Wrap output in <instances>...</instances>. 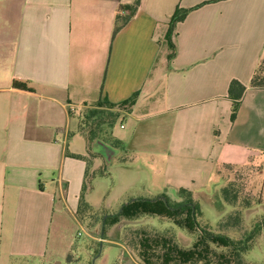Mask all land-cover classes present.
Masks as SVG:
<instances>
[{
    "label": "crops",
    "instance_id": "1",
    "mask_svg": "<svg viewBox=\"0 0 264 264\" xmlns=\"http://www.w3.org/2000/svg\"><path fill=\"white\" fill-rule=\"evenodd\" d=\"M134 1L0 0V264L71 262L70 226L82 229L74 212L86 163L65 151L84 152L81 138L70 133L74 113L92 101L117 103L137 91L123 116L134 131L174 114L173 125L160 123L147 149L182 146L196 165H212L208 175L221 178L223 163L264 161V88L249 86L264 48V0H216L190 10L176 24L169 61L170 16L176 7L207 0H139L113 35L120 4ZM232 79L245 86L233 121ZM13 80L29 90L14 88ZM220 124L229 133L236 129L239 156L223 148ZM215 161L222 163L215 168ZM102 243L119 248L118 264H140L121 241Z\"/></svg>",
    "mask_w": 264,
    "mask_h": 264
},
{
    "label": "trees",
    "instance_id": "2",
    "mask_svg": "<svg viewBox=\"0 0 264 264\" xmlns=\"http://www.w3.org/2000/svg\"><path fill=\"white\" fill-rule=\"evenodd\" d=\"M207 0L191 7H176L167 23L165 40L167 43L168 61L175 54L176 24L183 20L186 14L206 2ZM139 0L131 4H120V13L116 14L113 35L124 25L135 13ZM12 86L17 89L29 90L24 82L13 80ZM249 86L264 88V48L259 61L249 80ZM245 90V86L237 79L230 80L228 84V96L231 98L230 120L233 121L240 104V99ZM138 92L132 93L128 98L114 103L108 100H96L97 107L113 109L109 112L108 124L111 126L119 116V110L126 112L136 102ZM96 110H91L88 119L96 125L102 123L101 118L95 117ZM84 122L87 123L86 120ZM81 128V126H79ZM82 131L74 132L73 135H84L81 140L84 145V152L77 153L70 151L67 147L65 154L74 158L83 159L86 163L83 180L78 196V203L74 215L79 223L87 220V227L90 232H96L98 225L99 232L102 231V238L107 237V232L124 221L121 228L120 240L131 251L140 264H258L246 261L247 252L255 245L258 237H264V196L262 184L255 194L252 189L244 191V184H238L234 179H229L222 174L223 166H236L230 163H223L217 169V173L226 180L225 185L220 189L222 200L231 206V210L213 228L202 218V211L199 201L194 199L191 190L178 187L175 192L178 198H173L166 193L156 195L152 198L135 197L132 201L128 199L119 205V209L111 211L109 205H96L87 198V193L93 189L92 180L95 177L103 176V166L93 167L92 159L101 156L104 161L108 160V155L115 152V147L121 145V141L114 137L113 144H99V150L92 151L91 144H98L99 140L92 136L91 130L87 134ZM102 152H106L105 156ZM109 153V154H108ZM256 165L251 159L242 166ZM258 165V164H257ZM91 167V168H90ZM262 210L263 214L257 211ZM106 216L102 225L103 216ZM157 216V218L153 217ZM157 219L161 222H169L173 226L157 228L147 223L148 219ZM148 224V225H147ZM146 225V226H145ZM177 227V228H175ZM175 229L183 231L190 242L185 243L177 235ZM189 239V238H188ZM91 241V240H90ZM185 241V240H184ZM100 240L90 258L98 251ZM68 255L67 260H69ZM90 258L88 264H90Z\"/></svg>",
    "mask_w": 264,
    "mask_h": 264
},
{
    "label": "rangeland",
    "instance_id": "3",
    "mask_svg": "<svg viewBox=\"0 0 264 264\" xmlns=\"http://www.w3.org/2000/svg\"><path fill=\"white\" fill-rule=\"evenodd\" d=\"M95 102L96 101H92L86 105L80 106L77 113H74L75 124L70 134L76 131L80 134L78 130L82 131V128L84 129L83 133L87 134L88 129L92 128L90 133H92L95 139L99 140L97 145L94 144V142L90 143V149L92 151L99 150V144H113L112 139L115 136L121 138L123 145H117L112 155L108 153L109 157L106 152H102L108 157L106 162L101 156L92 159L91 166H103L102 173L104 174L103 176L93 178L92 185L94 187L87 193V198L90 202H94L97 206L109 205L111 211L114 212L122 202L139 196L152 198L154 195L166 193L173 198H178L175 195V190L177 189L175 183L178 181L180 183L179 185L191 190L192 194L198 198L203 220L215 228L217 223L231 210V206L226 204L221 197L217 200L214 196L215 194L220 196V189L225 185L226 180L223 177H221V179L213 174L208 175V172L211 169L213 170L212 165L209 164L208 168H206L205 162L196 165V163L193 162L192 154L188 151L185 152L182 146L175 147L171 145L166 151L158 153L149 151L147 149L148 145L145 144L154 138L151 135L155 134V130L162 128L160 123L164 125V122H169V127L173 125L171 120H174V114H167L162 117H154L143 121L136 126L137 128L134 131L130 119L127 117L123 118L126 112L124 109L118 111V118L110 126L107 120H109L110 117L109 112L113 109L97 107ZM91 110H96L95 117L101 118L100 120H102V123L96 125L92 122V120H95L94 117L93 119H91L92 117L88 119L87 116L90 114ZM84 120H86L87 123L84 122ZM79 126H81V128ZM219 128L221 130V139L224 142L223 148H228L230 153L239 156L241 144L236 129L232 128L231 133H229L226 128L223 127V124H220ZM150 131H152L151 134ZM144 132L147 133L144 134ZM79 134L78 136L80 138L84 136H80ZM174 137L173 135V138ZM136 141H138V145L134 150ZM220 146L217 145L212 157L215 152L217 153V151L220 150ZM148 163H154L156 166H148ZM221 163L222 162L215 161V168ZM253 164L256 165H246V167L238 166L242 164L231 167L223 166L221 168L222 174L229 179H234L238 184H240V182L243 183L244 191L252 189V192L255 194H257L261 183L263 189L262 194L264 196V161L262 163L253 161ZM191 179H193V182ZM257 213L263 214V211L258 210ZM153 217L157 218V216ZM155 218L148 219L146 222L157 228H171V226H173L167 221L161 222ZM86 223L87 220L80 223L83 230L80 234H78V228H74V224L70 226V233H74L73 240L75 241V245L69 257L71 261L68 262L69 264H88L89 258L96 246L95 242L102 238L98 228L99 224L96 225V232H90ZM124 223L125 222L122 221L116 228L109 230L107 232V237L121 241L120 231ZM175 231L183 242H190V237L183 231L178 229H175ZM72 234L70 235L72 236ZM102 236L105 237L106 234L103 235L102 233ZM126 250H128L131 258L138 262L127 247ZM98 251L99 254L97 256L96 253L90 258V264H118L120 255L117 246L102 243L100 248L98 247ZM245 259L251 263L264 264V237L257 238L255 245L247 252ZM31 263H34V261ZM11 264L26 263L21 259L14 260ZM35 264L41 263L35 262Z\"/></svg>",
    "mask_w": 264,
    "mask_h": 264
},
{
    "label": "water",
    "instance_id": "4",
    "mask_svg": "<svg viewBox=\"0 0 264 264\" xmlns=\"http://www.w3.org/2000/svg\"><path fill=\"white\" fill-rule=\"evenodd\" d=\"M134 198H131L130 200L132 201ZM125 203H127V202H125ZM105 215L103 216V220H102V225H103V222H104V219H105ZM101 236H102V231H101ZM102 238H100V242H99V248H100V246H101V244H102ZM99 254V251L97 252V254H96V256Z\"/></svg>",
    "mask_w": 264,
    "mask_h": 264
},
{
    "label": "built area",
    "instance_id": "5",
    "mask_svg": "<svg viewBox=\"0 0 264 264\" xmlns=\"http://www.w3.org/2000/svg\"><path fill=\"white\" fill-rule=\"evenodd\" d=\"M82 231H83L82 229H81V230H79L78 234L82 233Z\"/></svg>",
    "mask_w": 264,
    "mask_h": 264
}]
</instances>
